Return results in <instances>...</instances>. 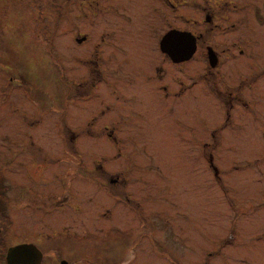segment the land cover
I'll use <instances>...</instances> for the list:
<instances>
[{
  "label": "flooded vegetation",
  "instance_id": "obj_1",
  "mask_svg": "<svg viewBox=\"0 0 264 264\" xmlns=\"http://www.w3.org/2000/svg\"><path fill=\"white\" fill-rule=\"evenodd\" d=\"M42 1V7L38 8L46 6L53 14L52 22L55 21L56 27L60 10H68L69 39L73 44L70 51L79 52L71 57L84 63L85 79L96 87V90L87 87L84 95L103 97L97 90L101 88L98 83H104L103 78L98 80L105 73L114 74L117 79L118 86L111 91L116 104L101 106L93 100L90 108L95 106L96 111L84 133L107 138L118 132V148H121L123 134L132 131L135 123L141 124L142 132L147 130L146 120L139 121L148 115L147 101L150 105L157 101L169 103L171 99L176 104L182 103L183 111L193 115L189 125L195 126L191 132L198 142L197 147L211 149V173L219 184V196L230 212L228 236L222 244L223 248H228V254L222 260L228 264H246L251 259L248 252L253 242L235 243L240 238L237 234L242 233L258 237L261 243L255 241L253 246L261 244L264 261V0ZM172 32L176 36L171 39ZM101 90L104 93L105 88ZM105 107L108 112L103 111ZM107 113L110 116H106ZM208 134L210 140L202 145ZM234 154L242 157H234ZM78 159L81 169L86 170L82 169L83 175L90 176V172H94V178H86L93 181L92 191L97 203L75 195L77 199L68 210L79 213L89 204H99L98 220L113 223L94 227L48 224L20 227L21 231L9 237V241L4 234L0 264H9V249L21 244L38 248L41 258L37 264L152 263V255L143 250L132 249L131 255L124 252L121 259L118 257V231L122 230L118 229L113 210L123 204L127 215L133 211L134 217L139 216L143 191L138 189L139 179L133 175L136 164L121 166L118 172L112 173L100 161L93 160L92 167ZM150 164L148 167L154 170L155 166ZM144 170L147 169L144 167ZM65 182L63 191L64 187H69V181ZM70 192L69 189L67 197ZM49 197L54 200L55 208L47 211V216L52 217L59 208L57 203L64 205L65 199L56 194ZM41 200L33 198L30 207H45ZM105 203L108 208L100 211L99 207ZM5 213L8 216V212ZM243 218L248 224L252 219V225L259 229L237 225ZM8 219L10 224L12 220L9 216ZM144 219L139 229L141 236L136 237L134 246L144 237L155 240L154 228L146 225L148 220ZM11 227L12 223L7 225V229ZM219 250L215 251V256L222 254Z\"/></svg>",
  "mask_w": 264,
  "mask_h": 264
},
{
  "label": "rangeland",
  "instance_id": "obj_2",
  "mask_svg": "<svg viewBox=\"0 0 264 264\" xmlns=\"http://www.w3.org/2000/svg\"><path fill=\"white\" fill-rule=\"evenodd\" d=\"M38 1L0 0V191L4 196L0 198V206L8 212L13 226L9 229L0 226L6 233L5 240L9 241L24 226L94 227L113 223L98 220L99 204H89L79 213L68 210L77 199L75 195L97 201L93 196V181L86 178H94V172L83 175L86 170L78 164L80 157L88 164L85 166L93 167V160L100 161L112 173L118 172L121 166L136 164L137 170L132 174L139 179L138 189L143 191L139 216L134 217L133 211L127 215L123 204L113 210L118 229L122 230L118 231L120 259L124 252L129 255L136 249L152 255V263L148 264H228L222 260L228 254V248L222 244L228 236L230 212L219 196V184L211 173V149L209 146L198 148L192 135L195 126L189 125V120L193 115L183 111L182 103L176 104L172 99L169 103L157 101L151 105L147 101L148 115L139 121L146 120L148 136L145 128L141 131L139 122L133 125L132 131L123 134L121 148H118V132L107 138L84 133L96 111L95 106L90 108L94 101L101 106L116 104L111 91L118 86L117 79L114 74L101 75L98 81L103 78L105 84L97 82L101 87L97 91L103 97L87 98L85 89L95 84L85 79L84 63L71 57L79 52L70 51L73 44L69 39L68 10H60L56 27L53 14L46 6L38 8L44 3ZM103 111L108 112L107 107ZM108 125L112 128V124ZM206 140H210L209 134L204 136L202 145ZM234 157L242 155L234 154ZM150 163L155 166L154 170L148 167ZM65 180L69 181V187L63 191ZM51 194L64 198L65 204L58 202L54 216L48 217L47 211L55 208ZM32 197L42 199L45 207H30ZM108 206L105 203L99 210ZM140 213L147 218L146 225L154 228L155 240L144 237L134 246L136 237L141 236V220L145 221ZM31 217L36 220L32 221ZM245 220L237 225L259 229L252 225V219L251 225ZM0 225H3L1 220ZM237 235L240 237L237 244L260 242L258 237L251 238L253 235ZM253 244L248 252L251 259L246 264H264L261 244ZM217 249L222 254L215 256ZM3 253L0 250V257Z\"/></svg>",
  "mask_w": 264,
  "mask_h": 264
},
{
  "label": "water",
  "instance_id": "obj_3",
  "mask_svg": "<svg viewBox=\"0 0 264 264\" xmlns=\"http://www.w3.org/2000/svg\"><path fill=\"white\" fill-rule=\"evenodd\" d=\"M176 34L172 32L169 38H174ZM29 255L31 257H29ZM32 255H34L32 257ZM41 253L38 248L32 244H21L11 247L8 251L9 264H37L40 262ZM35 260V261H34Z\"/></svg>",
  "mask_w": 264,
  "mask_h": 264
},
{
  "label": "trees",
  "instance_id": "obj_4",
  "mask_svg": "<svg viewBox=\"0 0 264 264\" xmlns=\"http://www.w3.org/2000/svg\"><path fill=\"white\" fill-rule=\"evenodd\" d=\"M0 186H1V181H0ZM2 193L3 192L0 191V198L4 197V196H1ZM0 220H1V224H3L0 226L2 228H6L9 223V219L4 209L2 208V206H0ZM4 234L5 232L0 229V250L1 251H4Z\"/></svg>",
  "mask_w": 264,
  "mask_h": 264
}]
</instances>
